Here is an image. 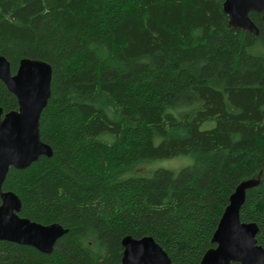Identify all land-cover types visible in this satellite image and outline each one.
<instances>
[{
  "label": "trees",
  "instance_id": "obj_1",
  "mask_svg": "<svg viewBox=\"0 0 264 264\" xmlns=\"http://www.w3.org/2000/svg\"><path fill=\"white\" fill-rule=\"evenodd\" d=\"M223 2L0 0L12 72L26 57L53 69L40 124L53 155L11 167L3 189L21 216L68 229L49 254L0 240V264H123L126 235L200 264L243 181L241 220L264 247V21L233 29ZM0 107H19L2 80ZM182 155L178 173L152 168Z\"/></svg>",
  "mask_w": 264,
  "mask_h": 264
},
{
  "label": "water",
  "instance_id": "obj_2",
  "mask_svg": "<svg viewBox=\"0 0 264 264\" xmlns=\"http://www.w3.org/2000/svg\"><path fill=\"white\" fill-rule=\"evenodd\" d=\"M229 26L258 35L260 30L250 13L262 15L264 0H224ZM52 66L41 59H21L16 73L9 59L0 54V80L17 99L18 109L0 107V240L30 245L52 253L68 229L58 222L43 224L20 215L22 200L3 184L11 167L28 168L41 156H52L53 148L41 137V116L52 93ZM252 181L240 183L230 197L212 241L216 246L204 254L200 264H264V247L258 244L259 226L241 220V208ZM122 244L123 264H173L168 252L151 235H126Z\"/></svg>",
  "mask_w": 264,
  "mask_h": 264
},
{
  "label": "rangeland",
  "instance_id": "obj_3",
  "mask_svg": "<svg viewBox=\"0 0 264 264\" xmlns=\"http://www.w3.org/2000/svg\"><path fill=\"white\" fill-rule=\"evenodd\" d=\"M193 158L189 155H182L172 159L159 160L154 163L152 168L165 167L172 169L175 173H178L181 168L192 164Z\"/></svg>",
  "mask_w": 264,
  "mask_h": 264
}]
</instances>
